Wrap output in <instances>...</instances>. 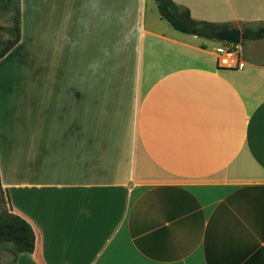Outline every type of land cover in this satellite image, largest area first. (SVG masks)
Segmentation results:
<instances>
[{"label": "crops", "instance_id": "1", "mask_svg": "<svg viewBox=\"0 0 264 264\" xmlns=\"http://www.w3.org/2000/svg\"><path fill=\"white\" fill-rule=\"evenodd\" d=\"M172 1L264 25V0ZM19 6L0 186L35 245L15 264H264V39L227 68L152 0Z\"/></svg>", "mask_w": 264, "mask_h": 264}, {"label": "trees", "instance_id": "2", "mask_svg": "<svg viewBox=\"0 0 264 264\" xmlns=\"http://www.w3.org/2000/svg\"><path fill=\"white\" fill-rule=\"evenodd\" d=\"M20 0H0V9L11 14L13 27L9 34L12 39L0 51V58L16 45L20 37ZM161 19L165 20L174 30L188 35H194L207 40H213L217 32L233 29L226 25L194 21L187 10H180L172 0H152ZM241 42L264 39V25L257 27H241ZM1 189V186H0ZM11 246L15 264L19 254H30L34 250L35 234L31 226L21 217L8 211H0V245Z\"/></svg>", "mask_w": 264, "mask_h": 264}, {"label": "rangeland", "instance_id": "3", "mask_svg": "<svg viewBox=\"0 0 264 264\" xmlns=\"http://www.w3.org/2000/svg\"><path fill=\"white\" fill-rule=\"evenodd\" d=\"M13 27V20L11 14L3 11L0 9V51L3 50L8 42L12 39V36L9 34L10 30ZM212 46H217L220 44L217 41L211 40ZM247 42H240L239 45H228L229 51L232 54L231 58L235 57V53L240 50V47L246 46ZM250 46V45H249ZM5 210L12 213L7 195L5 191L1 188L0 189V211ZM12 249L11 246L8 244L0 245V264H11L12 262Z\"/></svg>", "mask_w": 264, "mask_h": 264}, {"label": "water", "instance_id": "4", "mask_svg": "<svg viewBox=\"0 0 264 264\" xmlns=\"http://www.w3.org/2000/svg\"><path fill=\"white\" fill-rule=\"evenodd\" d=\"M213 40L229 45H239L241 42V31L237 28L220 31L213 35Z\"/></svg>", "mask_w": 264, "mask_h": 264}, {"label": "built area", "instance_id": "5", "mask_svg": "<svg viewBox=\"0 0 264 264\" xmlns=\"http://www.w3.org/2000/svg\"><path fill=\"white\" fill-rule=\"evenodd\" d=\"M216 54L219 56L218 59V65L221 67H234L235 65L240 67V63H236L235 59H230L232 54L229 51V47L225 43H220V45L215 49Z\"/></svg>", "mask_w": 264, "mask_h": 264}]
</instances>
